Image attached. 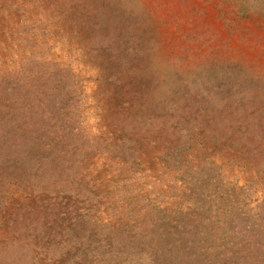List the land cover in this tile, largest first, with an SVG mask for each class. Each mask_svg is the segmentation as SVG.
<instances>
[{
	"label": "rangeland",
	"instance_id": "1",
	"mask_svg": "<svg viewBox=\"0 0 264 264\" xmlns=\"http://www.w3.org/2000/svg\"><path fill=\"white\" fill-rule=\"evenodd\" d=\"M42 70L56 75L63 101L59 111L38 117L36 102L25 99L21 91ZM9 83L18 91L7 92ZM7 101L17 106L23 123L33 117L54 138L46 148L60 179L66 180L62 186L71 183L73 190L85 186L98 194L85 212L78 201L60 203L70 204L67 210L56 207L54 229L59 233L70 228L69 237L62 240H76L86 231L87 246L96 248L104 245L108 225L149 218L159 223L163 215L172 217L170 228L177 224V229L187 228L180 213L197 212L184 192L187 182L176 178L161 147L151 142L166 134L175 142L173 134L181 127L193 138L188 140L192 149L182 154L184 160L193 167L215 162L221 166L222 185L237 190L235 196L227 190L208 193L199 209L211 197L212 210H218L222 219L233 203L237 210H252L264 202L259 159L253 170L251 159L223 143L211 146L227 125L241 119L250 121L242 131L254 136L256 144L264 136V0H0V102ZM24 107L32 111L26 113ZM14 125L4 124L0 131V187L10 176L5 169L10 164L8 146L17 149L19 158L26 156L15 163L19 171L12 179L17 183L14 177L30 170V184L43 183L44 175L35 170L36 159L31 161L28 151L15 146L19 133ZM172 126L176 129L170 130ZM136 133L139 138L132 145L119 142ZM44 142L41 137L39 143ZM38 149L35 143L34 150ZM44 158L47 163L49 157ZM28 188L16 185L12 192L16 199L1 209H7L1 216L29 217L42 225L38 230L48 231L47 208L37 211L35 199L21 198ZM61 191L67 197L69 189ZM226 200L225 206L219 205ZM28 224L22 220L14 229H29ZM5 227L0 226L2 241L8 234ZM204 231L194 234L201 254L192 264L229 263L227 247L218 246L220 231L210 230L209 235ZM200 237L207 241L198 243ZM243 251L240 245L233 247L236 264ZM65 256L54 264L78 262L76 251Z\"/></svg>",
	"mask_w": 264,
	"mask_h": 264
},
{
	"label": "trees",
	"instance_id": "2",
	"mask_svg": "<svg viewBox=\"0 0 264 264\" xmlns=\"http://www.w3.org/2000/svg\"><path fill=\"white\" fill-rule=\"evenodd\" d=\"M37 65L41 64L37 63ZM19 75L21 76L19 79H22L23 75ZM55 76L49 73L48 70H42L34 78L31 76L27 86H22L23 97L28 101L34 100L36 102L38 108L35 115L38 117H43L47 112L52 113L61 109L63 99L61 90L56 85L58 79ZM13 85L14 87L9 83L5 86V89L9 90L7 92L18 91L15 84ZM0 107L3 110L0 111V131L2 127H5L4 124L7 125L6 127H9L12 123L15 124L14 127L18 131L16 134L19 133L15 136L18 139L15 146L22 151H28L31 161L36 159L38 164L35 170L44 175L43 183L31 185L30 183L33 179L30 175V170L28 174L23 170L14 177L17 181L16 183L11 177L13 173L19 171L15 163H18L17 160H26V156L23 155L19 158L15 154L17 149L13 150L11 146H8L9 154H11L9 155L10 164L5 169L9 171L10 176L8 174L7 181L3 182V186L0 187V226L6 225L4 230L8 234L3 241V238L0 240V264H42L43 261L48 264H54L62 261L68 251H76L78 259L76 264H192L198 260L197 257L201 254L200 245L194 242V234L203 229H205L206 235L211 233L209 232L210 230L213 233L220 231V244L218 246L227 247L231 254L227 256L229 263L226 264H236L235 259L232 257L233 247L236 245L242 246V249L245 250L241 256L237 257L238 264H264V202L256 203L252 210H237L238 207L233 203L223 212L222 219L217 216L218 210L213 212L211 197L206 206L199 209L198 203L201 201L205 202L208 193L216 194V191L221 193L227 190L230 196H235L237 190L233 186H228L227 188V186L224 187L222 185L221 166L216 165L215 162L209 161L204 163L203 166L193 167L191 163L184 160L185 158L182 154L192 149V145L188 141L192 137L188 135L186 127L177 128V134H173L176 137L175 142H171L169 134L163 135L159 140L152 139L151 142L157 143L161 147L162 157L167 161L169 168L175 171L176 178L181 181L186 180L187 185L184 192L193 200L192 207L194 210L201 212L180 213L182 215L181 220L184 218L187 221V228L177 229L178 224L170 228L169 222L173 221L172 217L163 215L159 219V223H157L156 219L152 221L149 218L147 221L140 223L135 221L132 224L117 222L115 225H108L106 226L108 233L106 231L103 233L108 241L104 239V245H98L96 248L90 249L87 246L88 244L85 242L88 240L85 237L87 236L86 231H83L81 235L79 234L76 240H70V238L62 240L61 238L63 237H69L70 228L66 227V229H63L64 231L59 233L56 228L54 229L52 217H55L56 207L60 205L64 210H67L70 204L60 203L68 202V200L78 201L81 211L85 212L86 206L89 205V200H96L98 194L90 191L85 186H83V189L77 190H73L71 183L62 186L66 180L60 179L56 172L57 167L54 163V158L46 148L47 144L55 141L54 138L44 131L43 126L36 124V120L33 117H30L28 122L25 121L23 123L22 115L16 113V105L7 101V103L0 102ZM4 109H8V112L5 113ZM23 109L26 113L30 109L32 111L30 107H24ZM186 117L187 111H185ZM180 120L186 126L187 121L182 118ZM249 124V120L241 119L234 121L231 125H227V130L217 135L214 138L215 142H211V146H222L220 143H223L224 148L236 151L251 159L254 162L252 164L253 170L261 162L262 166L257 168V171L264 179V136L256 144L254 136L242 131V129L246 130V126ZM163 127L164 124L160 127L159 137L162 134ZM174 129L176 128L172 126L170 130ZM40 133L42 136H40ZM136 135L133 139H128L127 136H124L119 142L125 141L126 144L132 145L136 142V137L139 138V134L136 133ZM41 137L45 142L40 144ZM195 139L198 140L197 142L203 141L200 138ZM33 140L34 142L31 144ZM132 141L133 143H130ZM10 142H15V139L10 138ZM35 143L39 146L36 151L34 150ZM91 143L95 147L94 141H91ZM199 143L206 145L205 142ZM50 150L53 151V148ZM45 155L49 157L47 163H44ZM255 159H259L257 161L260 162L257 163ZM182 167H185V170L181 171ZM55 177L57 179L53 180ZM18 183L22 187H29L26 194H21L24 202L27 200L31 202L32 197V200L35 199L37 211L44 212L45 208H47L46 213L50 212V219L47 222V226L50 228L48 231L38 230L37 227L42 225L40 223H32L29 217L15 220L1 216L7 210L6 208L1 209L4 206H9L13 200L14 193L12 192ZM62 189H69L65 198H63L65 194L61 191ZM7 194L8 198H6ZM32 195L35 197L33 198ZM226 203H228V200L220 202L219 205L225 206ZM205 210L210 212L211 215L206 214ZM79 219L82 220V216ZM22 220L28 221L29 224L27 226L29 229L15 230L14 227L21 223ZM1 234L3 235V232ZM181 236H184V238ZM214 238L215 236L211 239L214 241ZM200 239V241L198 240L200 244L207 241L203 237H200ZM180 244L181 246H179ZM183 258L186 261L182 262Z\"/></svg>",
	"mask_w": 264,
	"mask_h": 264
}]
</instances>
